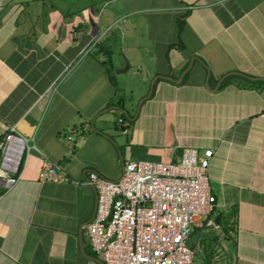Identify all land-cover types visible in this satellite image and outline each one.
Masks as SVG:
<instances>
[{"label": "crops", "instance_id": "crops-1", "mask_svg": "<svg viewBox=\"0 0 264 264\" xmlns=\"http://www.w3.org/2000/svg\"><path fill=\"white\" fill-rule=\"evenodd\" d=\"M11 127L30 150L0 185V264H99L89 174L186 148L214 151L201 264H264V0H0V137ZM47 162L71 180L42 181Z\"/></svg>", "mask_w": 264, "mask_h": 264}, {"label": "built area", "instance_id": "built-area-1", "mask_svg": "<svg viewBox=\"0 0 264 264\" xmlns=\"http://www.w3.org/2000/svg\"><path fill=\"white\" fill-rule=\"evenodd\" d=\"M128 135L131 122L119 118ZM28 138L15 127L0 139V185L12 188L21 178L29 153ZM214 151L183 150L177 163L126 162L123 175L111 180L97 172L88 176L98 194L94 219L87 225L91 248L104 264H194L189 239L197 222L219 229L212 217L216 197L211 188ZM42 181H70L57 163H45Z\"/></svg>", "mask_w": 264, "mask_h": 264}, {"label": "water", "instance_id": "water-1", "mask_svg": "<svg viewBox=\"0 0 264 264\" xmlns=\"http://www.w3.org/2000/svg\"><path fill=\"white\" fill-rule=\"evenodd\" d=\"M196 59H198V58H194V59L192 60L190 66L188 67V69H187V71H186L185 73H187L189 70H191V68L193 67L194 62H195ZM129 67H130V63L127 61V68H126V71L129 69ZM118 71H119V70H118ZM118 71H117V72H118ZM167 78L170 79V80H172V81H175V82H181V81H182V80H178V81H177V80H175V79H173V78H170V77H167ZM156 82H157V78H156V79L153 81V83H152V89H151L150 94H149L148 97H151V96H152L153 89H154V87H155ZM207 85H208V87H209V81H207ZM83 250H84L85 255H86L88 258H91V259L97 261L99 264H104V262H103L100 258H94V257H91V256H89V255L86 253V251H85L84 248H83Z\"/></svg>", "mask_w": 264, "mask_h": 264}, {"label": "trees", "instance_id": "trees-1", "mask_svg": "<svg viewBox=\"0 0 264 264\" xmlns=\"http://www.w3.org/2000/svg\"><path fill=\"white\" fill-rule=\"evenodd\" d=\"M184 25H185V20H180L179 21V30L180 31H182L183 30V28H184ZM2 137H0V139H1ZM95 256H97L95 253H93ZM209 259V258H208ZM210 260V259H209ZM209 260H207V264H211L210 262H209ZM194 264H196L195 262H194Z\"/></svg>", "mask_w": 264, "mask_h": 264}, {"label": "rangeland", "instance_id": "rangeland-1", "mask_svg": "<svg viewBox=\"0 0 264 264\" xmlns=\"http://www.w3.org/2000/svg\"><path fill=\"white\" fill-rule=\"evenodd\" d=\"M195 263L196 264H201V262H202V258L200 257V253H199V251L198 250H196V252H195Z\"/></svg>", "mask_w": 264, "mask_h": 264}]
</instances>
